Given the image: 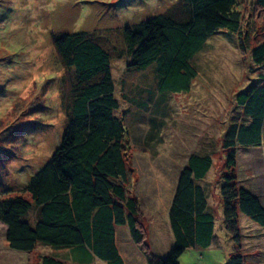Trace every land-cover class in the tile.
I'll list each match as a JSON object with an SVG mask.
<instances>
[{
	"label": "rangeland",
	"instance_id": "rangeland-1",
	"mask_svg": "<svg viewBox=\"0 0 264 264\" xmlns=\"http://www.w3.org/2000/svg\"><path fill=\"white\" fill-rule=\"evenodd\" d=\"M177 1L0 0V195L28 199L23 186L59 145L73 75L61 64L52 35L85 32L109 54L115 114L126 128L127 192L139 202L151 251L163 256L172 247L167 210L180 168L189 154H207L212 165L198 184L206 211L214 218L213 238L206 248H186L177 263L225 264L238 248L245 264H264V228L238 213L239 235L234 241L224 229L218 190L221 175L227 172L225 132L232 124L249 121L236 96L264 74V67L256 68L251 58V48L264 39V11L254 0H240L239 33L220 29L209 35L191 59L197 74L189 91L160 93L154 64L141 70L126 66L129 56L122 28H135L164 14ZM172 12L178 15L180 10ZM17 130L22 133L15 135ZM233 150L237 185L264 206V121L257 147ZM115 240L125 264H145L142 253L136 247L132 250L127 227L115 228ZM128 245L138 255H126ZM73 253L43 243L29 253L12 250L0 223V264H38L43 254L76 264Z\"/></svg>",
	"mask_w": 264,
	"mask_h": 264
},
{
	"label": "trees",
	"instance_id": "trees-1",
	"mask_svg": "<svg viewBox=\"0 0 264 264\" xmlns=\"http://www.w3.org/2000/svg\"><path fill=\"white\" fill-rule=\"evenodd\" d=\"M239 2L178 0L164 14L149 17L135 28L124 26L129 56L126 66L141 70L154 64L160 93L188 92L197 74L191 59L207 37L220 29L239 33ZM254 2L264 11V0ZM173 8H179L178 15ZM52 41L61 64L73 75L66 124L59 145L23 186L28 199L20 194L0 195V223L7 246L29 253L37 243H43L75 248L71 258L78 263L96 257L107 264H123L115 228L125 226L145 264H178L177 258L186 248L208 247L214 218L206 211L207 201L198 181L212 165L211 156L191 153L180 168L167 210L173 244L163 256L153 253L139 202L127 192L126 128L115 114L118 105L109 54L85 32L53 34ZM251 58L256 68L264 67V39L251 48ZM261 76L236 96L249 121L230 125L224 135L227 172L221 175L218 190L224 229L236 242L238 213L264 228V206L259 198L237 185L233 150L235 146L257 147L261 142L264 74ZM236 250L225 264H245L244 255ZM38 264L68 263L43 254Z\"/></svg>",
	"mask_w": 264,
	"mask_h": 264
},
{
	"label": "crops",
	"instance_id": "crops-1",
	"mask_svg": "<svg viewBox=\"0 0 264 264\" xmlns=\"http://www.w3.org/2000/svg\"><path fill=\"white\" fill-rule=\"evenodd\" d=\"M125 240V239H124ZM116 240H115V244H116ZM129 243V240H125V244H128ZM116 246H117V244H116ZM71 249H73V251L75 252V248H71ZM117 249H118V247H117ZM135 248H134V246L132 245V250H134ZM130 248H129V245L127 246V248L124 250L125 252H126V255H128L129 253L130 254H133V257H135L136 255H138L137 254V252H135L134 253V251H132ZM119 251V250H118ZM129 251V252H128ZM120 253V252H119ZM134 254H135V256H134ZM120 255H121V253H120ZM72 256V255H71ZM121 257H122V255H121ZM62 258V257H61ZM123 258V257H122ZM62 260H64V261H66L67 263H68V259H64V258H62ZM101 260H98L96 257H93V258H91L90 259V261H88L87 263H78V261H73L74 263H76V264H99V263H103V264H107L106 262H104V261H101ZM124 259H123V264H125L124 263ZM125 262H127L128 263V261H125ZM132 262V261H131ZM142 263H145V262H142Z\"/></svg>",
	"mask_w": 264,
	"mask_h": 264
}]
</instances>
